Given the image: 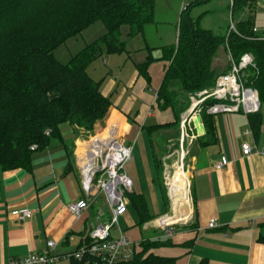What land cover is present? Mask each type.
Returning <instances> with one entry per match:
<instances>
[{
  "label": "crops",
  "instance_id": "0c3cea01",
  "mask_svg": "<svg viewBox=\"0 0 264 264\" xmlns=\"http://www.w3.org/2000/svg\"><path fill=\"white\" fill-rule=\"evenodd\" d=\"M211 1L218 2L216 9L205 13L216 16L218 23L214 28H202L219 35L228 23L229 0H206ZM193 2L157 0L153 22L141 35L131 39L129 29L121 34L125 53L105 54L87 69V74L99 82L102 94L112 102L105 126L97 135L117 126L132 146L126 173L133 181V193L142 195L147 205L150 202L155 218L163 213L159 212L156 194L159 181L153 143L146 128L174 121L171 109H158L157 93L171 63L163 59L164 50L178 47L183 8ZM102 27L105 34L106 28L103 24ZM101 37L84 44L75 56ZM213 67L217 70L214 62ZM228 68L229 64L218 72ZM259 113L261 126L257 133L251 130L246 115L214 116L215 143L203 147L197 142L191 149L189 198L193 220L175 229L171 246L160 248L157 254L175 258L176 264H264V105ZM248 130L251 135L246 134ZM61 132L63 142L36 151L28 169H0V264L42 253L49 241L56 244L58 254L73 252L83 246L105 212L102 206L108 211L106 198L98 193L80 219L69 212L72 204L86 198L77 159L89 139L68 125L62 126ZM243 144L250 145L251 155H243ZM221 158H226L228 165L216 171L214 166ZM98 202L101 206H96ZM23 209L31 210L33 216L19 224L11 213ZM211 220H216L215 229L208 228ZM138 239L130 242L136 245Z\"/></svg>",
  "mask_w": 264,
  "mask_h": 264
},
{
  "label": "trees",
  "instance_id": "16d2710c",
  "mask_svg": "<svg viewBox=\"0 0 264 264\" xmlns=\"http://www.w3.org/2000/svg\"><path fill=\"white\" fill-rule=\"evenodd\" d=\"M156 1L0 0L1 170L28 169L36 151L63 142L64 125L82 131L88 139L98 134L105 126L112 102L102 94L99 82L87 74V69L105 54L125 53L122 27L129 28L131 39L141 35L153 22ZM198 1L182 12L178 47L164 50L163 59L171 63L157 93V106L161 111L171 109L174 121L146 128L153 143L158 181H161L162 169L154 141L162 132L179 128L180 116L189 106L188 95L211 89L218 75L229 71L228 68L218 72L213 67L220 48L229 52L235 61L244 54L253 56L255 68L248 73L247 84L258 91L264 105V40L255 36L252 17L237 21L245 9H253L257 0H233L232 6L229 4L236 26V32L230 35V22L224 35H215L201 27L207 13L191 16V9ZM97 22L106 28L103 37L74 56L67 66L59 64L54 51ZM8 45L13 46L12 51H5ZM213 118L206 112L201 115L204 134L199 143L203 147L216 141ZM248 118L251 130L257 133L261 126L260 113ZM32 147L36 150L32 151ZM127 198L128 206H133L139 216L140 239L134 246L133 257L120 264H176L175 258L157 254L160 248L171 246V239L154 241L150 238V229L144 227L155 219L145 198L133 192ZM90 244L88 235L83 246Z\"/></svg>",
  "mask_w": 264,
  "mask_h": 264
},
{
  "label": "built area",
  "instance_id": "2783aa9c",
  "mask_svg": "<svg viewBox=\"0 0 264 264\" xmlns=\"http://www.w3.org/2000/svg\"><path fill=\"white\" fill-rule=\"evenodd\" d=\"M229 4L232 6L233 0H229ZM232 32H236V26L230 14L228 35ZM253 32L256 33L255 28ZM227 54L229 71L219 74L211 89L195 93L191 99L193 103L191 111L182 116L183 126L187 114L193 116L192 113L197 110L196 108L207 101L209 103L204 104L203 108L211 116L218 114L250 116L260 112L261 102L258 91L247 84L248 73L255 68L253 56L244 54L238 61H235L229 52ZM192 116L191 123H193L196 132L195 138H198L202 135L199 125L197 126V117H201L200 111L193 118ZM190 130L193 132L192 129ZM251 133V130L246 131L247 135H251ZM34 150L36 147H32V151ZM242 152L243 155L249 156L253 150L250 145L243 144ZM131 157L132 146L127 144L117 126H110L104 134L96 135L86 141L83 153L77 159V166L83 189L85 185H89L90 189L89 192H85L84 200L69 207V212L75 219H80L89 209L92 198L96 194H102L106 198L108 212H104L100 216L90 232L91 244L81 246L73 252L58 254L55 252L56 244L49 241L46 251L39 254L33 253L23 260L12 259L9 264H59L63 261L69 262V264L72 261L78 264H120L129 261L134 255L135 245L119 229L118 222L120 218L127 215L129 204L127 195L133 192V181L126 173V165ZM227 165L226 158H221L214 168L216 171H222ZM169 198L173 203L170 191ZM188 200L189 208L192 209L190 198ZM11 215L17 223L22 224L32 218L33 212L29 209L15 210ZM188 219L192 220L191 213ZM183 222H178V224ZM155 225H158L156 228L159 229L161 223L157 222ZM116 227L119 231L115 238L113 232L117 230ZM216 227V220H211L208 228L215 229ZM163 234V239L171 238L175 234V229H167Z\"/></svg>",
  "mask_w": 264,
  "mask_h": 264
},
{
  "label": "rangeland",
  "instance_id": "374dc122",
  "mask_svg": "<svg viewBox=\"0 0 264 264\" xmlns=\"http://www.w3.org/2000/svg\"><path fill=\"white\" fill-rule=\"evenodd\" d=\"M206 0H199L196 5L193 6L191 9V16H199L205 13L208 9H216V5L218 2L212 3H205ZM204 2V3H203ZM212 3V4H211ZM195 9V10H194ZM194 10V11H193ZM229 17H230V10L228 9ZM237 14H235L234 18L236 19ZM242 17L245 19L247 17H252L254 21V26L256 29L255 36L260 39L264 40V0H257V2L254 4L253 9H245L243 16L237 19V21L242 20ZM230 20L228 19V23L223 27L222 32L219 33V35L226 34L228 25ZM218 23V20H216V16H212L210 14L209 16L204 17V19L201 22V27L204 28H214L215 24ZM90 28V29H89ZM88 30L81 35L69 39L65 44L60 46L54 51V58L55 60L63 65L67 66L71 58L75 56L76 52H79L81 48H84V44L88 42H93V40H98L104 33H102V24L101 22H98V24L93 25L92 27H89ZM129 28L127 26L122 27L121 33L128 30ZM217 35L216 33H214ZM80 48V49H79ZM5 51H12L13 46L8 45L5 48ZM84 50V49H83ZM251 55V54H250ZM102 59H100L101 61ZM95 62V61H94ZM214 64L217 68V71H221L223 67H227V56L225 54V51L223 48H220L218 52L216 53L214 57ZM195 96L194 94L188 95V102L189 106L188 108L181 114L180 116V123L179 128L176 130H168L167 132H162L157 137L159 139H156L154 141V144L156 146V150L159 152V158L161 160V169H162V176L161 181L159 183H156V194L158 199V207L159 212L163 213L162 215L157 216L155 219H153L151 222H149L147 225H144V227H147L150 229V238H152L154 241H160L163 239L164 234L163 231L160 229H157L156 227L158 225H155L157 222H159L163 218H172L176 216V213L173 211V203L169 198V188L171 184V180L173 177V174L177 171V169L181 168V170L187 175L188 180L191 174V149L193 146L198 142L199 143V136L197 139L195 138L196 132L194 130L193 123H191V116H186L185 119V125H182V116H184L188 111H191L193 107V103L191 99ZM207 101L204 104H208ZM200 104L197 110H195L192 114V118L197 114L198 111H200V116L205 112L203 105ZM195 121V119H194ZM185 127V128H184ZM193 132H191V130ZM101 128L97 131V133H101ZM104 134V133H102ZM173 136V137H170ZM188 135V136H187ZM90 139V138H89ZM160 147V149H159ZM162 194L165 196V201H163ZM189 197V194H188ZM149 201V200H148ZM150 203V202H149ZM148 203L149 210L151 217L154 218L156 215L155 213H152V208L150 207V204ZM164 203V205H163ZM101 206V204L98 202L96 206ZM165 206V209H164ZM190 207V206H189ZM105 212H108L106 210V207H103ZM151 208V209H150ZM189 208V212L193 216V209ZM190 216V214H189ZM188 216V218H189ZM185 218V222L179 223L177 227L173 229H180L184 225L189 224L192 220ZM181 222V221H180ZM138 224H139V216L137 211L134 209L133 206H128V215L124 219H119L118 226L119 229L126 233V237L129 241H136L139 236L140 232L138 230ZM116 231L113 232V237L118 236L119 229L116 227ZM158 230V231H157ZM160 231V232H159ZM140 239V238H139ZM138 239V240H139ZM69 264V262L63 261L59 264Z\"/></svg>",
  "mask_w": 264,
  "mask_h": 264
},
{
  "label": "bare ground",
  "instance_id": "6f19581e",
  "mask_svg": "<svg viewBox=\"0 0 264 264\" xmlns=\"http://www.w3.org/2000/svg\"><path fill=\"white\" fill-rule=\"evenodd\" d=\"M190 189V181L188 180L187 175L181 170L173 174L171 184H170V194L173 198V211L176 213L175 217L164 218L159 221V223H165L166 221H171L174 218L177 219V222L185 220L189 216V204H188V194ZM180 192L181 194H178Z\"/></svg>",
  "mask_w": 264,
  "mask_h": 264
},
{
  "label": "water",
  "instance_id": "95a60500",
  "mask_svg": "<svg viewBox=\"0 0 264 264\" xmlns=\"http://www.w3.org/2000/svg\"><path fill=\"white\" fill-rule=\"evenodd\" d=\"M201 117H197V126L199 125V129H200V133L203 135L204 134V128L201 124ZM89 185H85L84 187V191L85 192H89ZM178 194H181L180 192H178ZM178 226V222L177 219H173L171 221H166L165 223H162L161 226L159 227L160 230H162L163 232L167 229H171V228H175Z\"/></svg>",
  "mask_w": 264,
  "mask_h": 264
}]
</instances>
